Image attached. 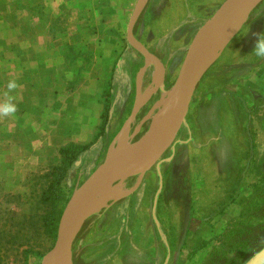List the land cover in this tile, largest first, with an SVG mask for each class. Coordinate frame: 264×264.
Wrapping results in <instances>:
<instances>
[{"label":"rangeland","instance_id":"obj_1","mask_svg":"<svg viewBox=\"0 0 264 264\" xmlns=\"http://www.w3.org/2000/svg\"><path fill=\"white\" fill-rule=\"evenodd\" d=\"M144 1L72 0L57 17L56 1L0 0V105L17 108L0 116L2 264H48L74 193L112 154L171 121L177 96L164 93L132 119L125 84L144 56L127 37ZM259 14L254 30L229 46L228 64L204 76L174 145L106 186L123 183L130 193L88 213L73 240L74 264H246L264 249ZM146 19L139 16L137 30ZM183 59L166 60L173 64L166 89Z\"/></svg>","mask_w":264,"mask_h":264},{"label":"water","instance_id":"obj_2","mask_svg":"<svg viewBox=\"0 0 264 264\" xmlns=\"http://www.w3.org/2000/svg\"><path fill=\"white\" fill-rule=\"evenodd\" d=\"M149 0L140 3L134 10L128 29V43L141 53L148 55L144 47L134 38L133 30L138 16ZM260 0H227L220 9L199 30L191 43L181 67L177 81V98L175 113L163 129L151 137L150 133L145 141L138 142L112 154L92 176L74 193L67 204L60 220L55 246L47 256L48 264H74L73 240L79 225L86 220L90 207L96 203L99 189L102 185L115 182L130 170L143 167L149 162H156L174 145L186 119L190 113L191 104L196 89L209 69L211 62L206 61L205 53L210 38L218 24L226 17L255 5ZM136 106L132 119L142 108ZM151 132V131H150ZM150 159H145L150 157ZM161 177V175H160ZM163 188V181L159 193ZM158 193V194H159ZM158 200L155 202L156 211ZM246 264H264V249L252 257Z\"/></svg>","mask_w":264,"mask_h":264},{"label":"crops","instance_id":"obj_3","mask_svg":"<svg viewBox=\"0 0 264 264\" xmlns=\"http://www.w3.org/2000/svg\"><path fill=\"white\" fill-rule=\"evenodd\" d=\"M31 1L38 4L43 2L53 4L56 1L57 5L63 8V11L58 9V11L55 12L57 17L67 15L70 7L66 4H71L72 2V0ZM226 1L227 0L148 1L147 5L140 13L141 16L147 13L148 19L143 20L140 25V29L137 30L139 15L133 30L134 38L144 47L148 55L143 54L144 60L142 66L137 65L134 68V71L132 72V80L130 81L129 79V81L125 84L128 86V91L132 93V102L135 107L141 104L144 106L148 101L153 100L159 93H164L166 95L176 94L177 96V81L181 68L179 69L175 86H170V88L166 89L165 85L166 83L168 84V76H172L173 70V64H167L166 60L171 59L174 61L179 58L181 60L183 58L185 59L187 55L186 53L199 30L210 18L213 17V15ZM66 6L68 7L67 11L65 10V8H67ZM256 14H259L258 19H260L261 25L258 30L259 36L264 37V3L260 5H252L242 11L236 12L226 17L218 24L209 40V43L215 34L217 35L223 33V36L221 37V42L218 45L219 48H217L213 58H208V54L205 53L206 61L211 62L207 72L222 60H224V64H228L226 62H228V58L231 57V51L228 50L229 46L232 42H234V39L242 33V31H244V29L250 31L254 30L256 21H252V18H254ZM236 22H239V24L234 25ZM178 42L182 43V45L175 49L174 45ZM169 52L172 54L170 55ZM148 59L151 60V63H148ZM124 63H126L127 67V59L123 61V65ZM255 74V71L251 73L253 77H255ZM252 80L253 82L255 81L254 78H252ZM193 102L191 104L190 112ZM161 193L162 192H160L159 195Z\"/></svg>","mask_w":264,"mask_h":264},{"label":"bare ground","instance_id":"obj_4","mask_svg":"<svg viewBox=\"0 0 264 264\" xmlns=\"http://www.w3.org/2000/svg\"><path fill=\"white\" fill-rule=\"evenodd\" d=\"M238 24H239V22L234 23V25H238ZM215 35L212 38V40L210 41V43L208 44V47L206 50V53L208 54V58H213V56L215 55L217 48H219V46H218L220 44L219 39L223 36V33L217 34L216 36ZM170 117H171V115H169V118H168V121L166 124L169 123ZM158 130H159V128L154 127L150 136L154 137L159 132ZM150 158H152V156H150L148 158L146 157L145 159H150ZM124 176L118 177V179L115 182H110V183L104 184L100 187V189L98 191L99 196H98V200L96 201V203L100 200V198L103 195H105L106 200H105V198L102 199V200H104V202L101 204V206L100 205L99 206H93L94 205L93 204L90 207V211L92 213L99 212L104 206H106L107 202L119 201V200L123 199L124 197H126L130 193L128 187L125 185H122L123 183L120 185H116V186L113 185L111 187H106L107 185H109L111 183H117L118 181H122V179L124 180Z\"/></svg>","mask_w":264,"mask_h":264},{"label":"clouds","instance_id":"obj_5","mask_svg":"<svg viewBox=\"0 0 264 264\" xmlns=\"http://www.w3.org/2000/svg\"><path fill=\"white\" fill-rule=\"evenodd\" d=\"M253 51L258 58H264V37L257 38ZM15 87V81H11L8 83L9 90L14 89ZM16 111V105L13 103H6L4 105H0V116H9L14 114Z\"/></svg>","mask_w":264,"mask_h":264},{"label":"trees","instance_id":"obj_6","mask_svg":"<svg viewBox=\"0 0 264 264\" xmlns=\"http://www.w3.org/2000/svg\"><path fill=\"white\" fill-rule=\"evenodd\" d=\"M0 264H2L1 260H0Z\"/></svg>","mask_w":264,"mask_h":264}]
</instances>
